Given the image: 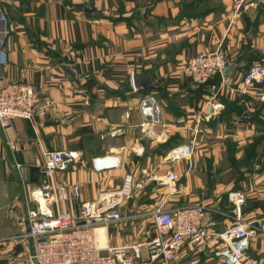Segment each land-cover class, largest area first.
Listing matches in <instances>:
<instances>
[{
	"label": "crops",
	"instance_id": "obj_1",
	"mask_svg": "<svg viewBox=\"0 0 264 264\" xmlns=\"http://www.w3.org/2000/svg\"><path fill=\"white\" fill-rule=\"evenodd\" d=\"M216 49L234 65L226 77L230 84L251 65H264V0H0V77L33 84L44 112L0 128V264H30L31 242L16 238L18 219L36 206L24 194L30 198L47 181L44 153L61 150L78 151L79 158L55 172L54 181L79 193L65 201L39 199V207L54 216L75 215L83 202L115 189L128 173L142 180L155 176L120 207L122 220L104 228L105 247L150 240L155 229L149 214L158 207L205 206L219 234L231 224L227 193L242 183L248 202L259 204L244 215L258 228L245 264H264V187L260 199L252 191L264 181V167L245 178L229 166L234 175L225 183H214L207 167L208 188L192 162L173 151L190 145L191 129L201 126L210 136L264 145L263 101L229 97L206 118L208 90L184 74L187 59ZM134 75L149 76L156 87H136ZM255 90L263 93L264 85ZM148 98L160 107L158 122L146 121L141 112L140 103ZM16 139L27 146L12 151L8 142ZM105 157L112 164L94 165ZM168 169L180 175L174 193L161 182ZM222 247L218 238L187 245L175 264H222L215 255Z\"/></svg>",
	"mask_w": 264,
	"mask_h": 264
},
{
	"label": "built area",
	"instance_id": "obj_2",
	"mask_svg": "<svg viewBox=\"0 0 264 264\" xmlns=\"http://www.w3.org/2000/svg\"><path fill=\"white\" fill-rule=\"evenodd\" d=\"M227 65L226 55L221 49L199 54L183 64L185 76L197 85L209 83L217 74L220 75L219 83L209 84L210 94L203 109L210 108L211 113L206 118L223 108L221 97L251 95L264 102V92L255 90L264 85V65H251L236 84H230L222 76ZM39 100L33 84L2 81L0 77V128H8L17 118L33 121L36 113L43 115ZM140 109L146 121L160 120V107L152 98L142 100ZM8 146L12 151H18L27 143L16 139L9 141ZM176 151L179 158H187V147ZM78 158L79 152L75 150L46 151L43 169L47 181L40 189L31 192L30 198L24 194V200L28 203L31 199L36 206L27 208L26 215L18 219L16 238L31 242L30 264H175L185 246H200L213 238H218L223 245L215 253L222 264H245L246 253L258 228L254 220L240 214V207L248 202V193L243 190L228 193V202L232 207L231 224L219 234L215 232L218 223L205 206L176 210L158 207L149 214L155 229L154 236L143 243L122 246H100L95 231L121 221L120 207L154 181L155 176L142 180L128 173L115 189L100 191L93 200L83 202L75 215L54 216L42 210L39 207L41 198L52 196L65 201L71 194L78 196L77 187L69 189L54 181L55 172L66 171ZM112 162L109 157L94 159L96 167ZM179 179L176 171L168 169L161 182L170 186V191L174 193ZM41 238L46 240L40 242Z\"/></svg>",
	"mask_w": 264,
	"mask_h": 264
},
{
	"label": "rangeland",
	"instance_id": "obj_3",
	"mask_svg": "<svg viewBox=\"0 0 264 264\" xmlns=\"http://www.w3.org/2000/svg\"><path fill=\"white\" fill-rule=\"evenodd\" d=\"M191 132H194V134L193 136L189 135L191 136V141L190 145L187 146L190 156L189 158L184 157L182 159H189V164L192 162V166L196 168L197 171L196 176L201 180L203 179L205 186L208 188L210 187L209 184H207L208 181L205 173L207 167H211L213 170L211 177L213 178L214 183H225L226 181H230L232 179L234 173L231 171L229 166H234L237 169V172L241 173L239 176L245 178L250 177L249 173H251L255 167H264V145L246 146L241 144L242 142L238 143V141L235 140L236 138L233 140H228L225 138L226 135L210 136L205 132L202 126L201 128L191 129ZM179 148L181 147L174 148L173 151ZM236 150H240L242 152L240 158L230 157L229 155H231V153ZM206 151H216V154H213L211 157L203 156V153ZM255 151L258 152L255 154ZM176 160L177 159L172 158L173 163ZM262 183L257 184L256 189L258 191L252 189L255 195L254 197H257L258 199H260L261 194H263L262 191L259 190L260 186L264 187V184ZM241 185L239 183L237 184V186L243 188ZM241 188H237L235 190H243L249 193V189L246 190ZM262 196L264 197V195Z\"/></svg>",
	"mask_w": 264,
	"mask_h": 264
},
{
	"label": "water",
	"instance_id": "obj_4",
	"mask_svg": "<svg viewBox=\"0 0 264 264\" xmlns=\"http://www.w3.org/2000/svg\"><path fill=\"white\" fill-rule=\"evenodd\" d=\"M234 67V65H227V67L222 71V76L226 78L229 75L230 70ZM149 76L144 77L143 75H134L133 82L136 87L143 86V87H156L149 82ZM259 204L257 202H246L240 207V214L245 215L247 212L252 211L255 208H258ZM46 238L39 239L40 242H44Z\"/></svg>",
	"mask_w": 264,
	"mask_h": 264
},
{
	"label": "trees",
	"instance_id": "obj_5",
	"mask_svg": "<svg viewBox=\"0 0 264 264\" xmlns=\"http://www.w3.org/2000/svg\"><path fill=\"white\" fill-rule=\"evenodd\" d=\"M220 82V75L219 74H217L209 83H206V84H201V86L205 89V88H207V90H208V94H210V87H209V84H211V83H214V84H217V83H219ZM220 101L222 102V104H223V107H224V105H226L227 104V102H229L230 100H229V98L228 97H221L220 98Z\"/></svg>",
	"mask_w": 264,
	"mask_h": 264
},
{
	"label": "bare ground",
	"instance_id": "obj_6",
	"mask_svg": "<svg viewBox=\"0 0 264 264\" xmlns=\"http://www.w3.org/2000/svg\"><path fill=\"white\" fill-rule=\"evenodd\" d=\"M112 161V159H111ZM95 234H96V239L97 241L100 243V246H104L102 245V242L101 240L104 238V235H105V229L103 228H99L95 231Z\"/></svg>",
	"mask_w": 264,
	"mask_h": 264
}]
</instances>
